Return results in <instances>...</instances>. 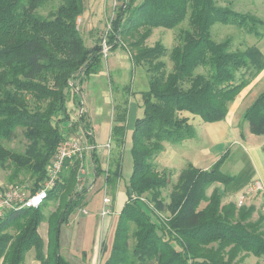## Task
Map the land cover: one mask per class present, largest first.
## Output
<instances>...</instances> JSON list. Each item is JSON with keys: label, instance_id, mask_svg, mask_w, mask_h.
Here are the masks:
<instances>
[{"label": "trees", "instance_id": "trees-1", "mask_svg": "<svg viewBox=\"0 0 264 264\" xmlns=\"http://www.w3.org/2000/svg\"><path fill=\"white\" fill-rule=\"evenodd\" d=\"M119 1L106 45L112 51L127 49L134 67L145 66L149 88L141 92L143 116L136 119L131 136L134 167L128 200L119 213L110 255L102 264H239L237 259L249 254L264 258V215L255 206L223 203L251 181L254 171L247 156L238 174L222 171L230 151L206 170L189 163L173 185L169 203L163 190L170 175L155 164L166 142L179 144L196 136L183 113L207 123L224 120L240 92L264 69L260 48L233 50L231 38L213 39L212 27L236 25L263 39L264 20L220 6L219 0ZM47 8L46 15L41 13ZM84 11V0H0V166L11 168V185H22L16 180L26 172L35 191L60 142L79 129L95 145L83 86L104 70V46L102 39L93 47L86 45L78 26ZM185 21L188 27L179 30L170 51L161 41L146 45L155 29L175 30ZM165 57L172 63L169 72ZM110 85L114 89L113 79ZM123 89L126 94L113 107L111 138L116 148L111 151V169L102 171L99 154L91 151L95 174H104L113 190L122 176L133 96L129 85ZM69 102L83 109L77 121L71 118ZM242 119L252 134L264 135V91ZM18 129L29 142L24 152L4 143ZM79 165L78 160L65 163L42 206L12 210L0 219V264H24L32 249L40 264H70L61 254V233L88 193L87 188L76 191ZM145 195L153 211L142 200ZM52 201L60 206L47 218L46 242L39 229L45 221L44 209ZM166 211L168 218L155 213Z\"/></svg>", "mask_w": 264, "mask_h": 264}, {"label": "rangeland", "instance_id": "rangeland-1", "mask_svg": "<svg viewBox=\"0 0 264 264\" xmlns=\"http://www.w3.org/2000/svg\"><path fill=\"white\" fill-rule=\"evenodd\" d=\"M142 1V0H139ZM85 3V11L82 16L78 19V26L79 29L85 39L86 45L88 47H93L98 40H103L104 50L106 51V56H104V69L108 67L109 63L112 65L114 61V55L119 53L123 55L126 59L123 62H127L125 67L128 70H120V71H112V76L115 79L114 84L118 86V88L112 89L110 99L112 100V104L114 105L115 102H120L123 96L126 94L123 87L129 85L131 87L130 90L133 91V96L129 99V116L128 120L130 121V127L127 126V141L125 143L124 151H123V158H122V176L120 178L119 185L115 190H113L108 184H106L105 175L102 174L97 176L95 174L94 168L92 167L93 163L91 160V151H84V159L83 162L85 164V175H79V170L76 176V191H81L84 188H87L89 192V200L92 201L89 203L84 201V204L75 211L67 224L62 227L61 233V254L65 256V258H70V262L72 264H88L86 262L87 254H81L82 249L85 247L82 245L83 240L87 235L84 231H81L79 228V221L80 218L85 219V222L90 214L95 213L98 214L101 211L103 206V198L105 196V192L107 196L112 197L113 203L112 206L115 207L117 203V207L121 211L123 206L128 200V192L127 189L129 187L130 177L133 172V158L131 154V136L135 126V121L138 118L143 116V100L141 96V92L147 91L149 88V78L146 72V67L136 68L133 66L131 53L127 49L118 48L115 51L109 50V47L106 45L105 40L108 37V31L110 30V24L112 19L114 18V9L120 5L119 0H84ZM218 5L220 6H231L235 11L241 13H252L260 17L264 20V0H219ZM49 8L42 10L41 13L47 14ZM188 27V23L185 21L183 22L178 29L169 30L165 28H158L153 31L152 36L146 41L147 46H154L157 41H161L165 47L170 51L178 42V32L180 29H184ZM261 31L264 33V28H261ZM212 36L213 39L217 42L223 41L226 38L232 39V48L244 50L249 46H257L264 52V38L259 39L254 35L247 34L244 29L240 28L236 25H225L222 23H216L212 27ZM113 58V59H112ZM167 64V71L172 70V63L169 60V57H165L163 59ZM119 69V68H116ZM120 82H122L120 84ZM120 87V88H119ZM80 106L78 104H72V102L68 103V109L71 113V118H74L75 113ZM184 116L191 118V124L202 134V129L205 128L206 124H210L204 122L200 117L193 116L189 113H183ZM202 125V126H201ZM204 138L200 136H196L190 140L179 144H171L166 142L165 150L160 153L157 157H155V164L159 171L167 172L170 175V183L169 185L163 190V199L166 203L170 202V194L173 188V185L176 183L179 174L183 169L187 167L189 163H194L197 166H204L212 162L214 153L218 151V148H214L209 152L210 154L208 157H203L199 151L202 148L209 147ZM5 145L8 148H11L15 151L24 152L28 147L29 142L23 135V130L18 129L16 131V135L10 141H4ZM116 148V147H115ZM113 149H111L112 151ZM116 151V149H115ZM230 151V156L227 161L224 163L222 167V171L228 174H236L238 169L235 167V159L241 155L240 151L235 150L234 146H227L220 151L219 154H224L225 152ZM122 154V153H121ZM204 155V154H203ZM221 155V156H222ZM101 157V167L102 171L106 172L107 170L111 169V162H112V153L107 156L103 154ZM76 160V159H75ZM215 162L217 159H213ZM74 161V160H72ZM79 161V160H78ZM80 162V161H79ZM12 173L11 168H2L0 166V191L6 189L8 186L11 185L9 177ZM99 177V180L95 178ZM24 185H27L28 188L33 186V180L30 178L28 173H23L19 177V180ZM105 187L106 191H105ZM220 189L223 190V186L219 185ZM93 188V189H92ZM92 189V190H91ZM210 189L208 190V193ZM237 196H226L223 199V203L226 204L228 201H237ZM87 198V195L85 199ZM146 205L153 211V205L149 201L147 195L144 196ZM59 202H50L46 209H44L45 213V221L42 222L39 232L43 237L44 241L47 242L48 240V222L47 218L49 217L50 213L56 211L59 208ZM116 208V207H115ZM84 210L87 213H84ZM92 212V213H91ZM158 217L161 218H168L170 213L166 212H155ZM114 209L109 216L102 217L99 215L97 218H100L98 221L96 231L94 233L97 244H99L100 250H98L99 255L102 253L103 249L107 248L110 244L115 224H114ZM79 217V218H77ZM106 218L108 220H106ZM257 219L254 216V220ZM79 220V221H78ZM84 222V223H85ZM86 224V223H85ZM86 226V225H85ZM79 229V230H78ZM84 232L83 233H80ZM77 235L76 243L73 240V235ZM114 238V237H113ZM96 240H94L96 244ZM133 241V240H132ZM131 241V242H132ZM75 243V244H73ZM79 249V255L72 254V250ZM75 251V250H74ZM85 253V251H83ZM74 253V252H73ZM83 263H82V262ZM239 264H264V258H258L254 255H246L241 260H238ZM69 262V263H70ZM103 262H101L102 264ZM24 264H40L39 261L35 259V251L32 249L26 255Z\"/></svg>", "mask_w": 264, "mask_h": 264}, {"label": "crops", "instance_id": "crops-1", "mask_svg": "<svg viewBox=\"0 0 264 264\" xmlns=\"http://www.w3.org/2000/svg\"><path fill=\"white\" fill-rule=\"evenodd\" d=\"M113 58H114V61L112 62V65H110L109 63L108 67H106V70L104 69L99 74L93 76L92 80L83 86L84 107L92 121L93 136H94V141H95L94 143L96 146V152L99 154V156L107 153V150L102 148V146L105 145V143L111 137L112 127L114 125V121H113L114 105L112 104V100L110 99L111 92L113 91L112 86L110 85V79H113V82H115V79L112 76V71L114 70L115 72V71H120V70H126V71L128 70V68L125 67V64H127V62H123V60L126 59L123 55L116 53ZM116 68H119V69H116ZM121 83L122 82H120V84ZM263 91H264V69L258 75H256L251 80L249 85L246 86L240 92V94L237 96L235 101L230 105L228 115L224 120L206 124L205 128L202 129V134L199 133V131H197L196 128L195 129H196L197 136L204 138L206 141H208L207 143L209 144V147L202 148L199 151V153H201L203 157H208L211 154L209 150L211 151L214 148H218V151L214 153V156H213V159H217L218 161L224 155V154L223 155L219 154L222 148L224 149L225 147L230 146V145L234 146L235 150L241 152V155L235 159V164H234L235 167L240 172L245 166L244 158L245 156H247L248 160L250 161L253 167V171H254L251 181L258 180L264 186V135L258 136V135L252 134L250 132V128L248 124L245 123L242 119L245 111L253 104V102L258 98V96ZM191 119L192 117L190 118V122H191ZM127 126L130 127L129 120H128ZM114 147H115V144L113 145V148ZM165 148H166V145H165ZM213 159L211 160L212 162L205 164L202 167L197 166L192 162L191 164H193L197 168L206 170V169L211 168L217 162V161L215 162V160ZM92 167L94 168V165ZM239 172H237L236 174H238ZM95 179L99 180L100 178L96 177ZM219 185L220 184H216L214 187L216 186L219 187ZM212 190H213V187L210 188L209 192L211 193ZM241 191H239V193ZM89 192L90 190L88 191L87 198L85 199L87 203L88 201L89 203L92 201V199H90L91 201L89 200V197H88ZM231 196H236V194L231 195ZM116 205H115L116 208L112 206V209H114V213H115L113 217L114 224H115L114 229H116V225H117L118 217L120 213V210ZM102 209H103V206H102ZM101 211H99L98 214L91 212L92 214L89 215L86 222H85V219L81 220L80 218V221L78 220L80 224L77 226H79V228H81L80 230L84 231L85 234L87 235V237H85V240H83L84 242H82V245L85 248L82 249L81 254H87L86 262L88 264H101V262H104L109 257L110 252H111L115 230L113 232V235H112V238H111V241L108 247L106 249L104 248L100 255L98 252V250H100V247H99V244H97V240H96L94 233L96 231L98 221L100 220V218H97V217L101 215ZM73 214H75V212ZM108 217L111 218L110 216ZM255 217L257 218V215ZM108 219L106 218V220ZM81 231L79 232L84 234V232H81ZM76 239H77V235L74 234L72 241L76 243ZM94 240H96V244ZM74 250H72L71 253L75 254L76 256L79 255L78 254L80 253V251H78L79 249H77L76 247V249ZM83 251H85V253ZM66 259L69 262L71 261L70 258H68V256ZM70 264H72V262H70Z\"/></svg>", "mask_w": 264, "mask_h": 264}, {"label": "built area", "instance_id": "built-area-1", "mask_svg": "<svg viewBox=\"0 0 264 264\" xmlns=\"http://www.w3.org/2000/svg\"><path fill=\"white\" fill-rule=\"evenodd\" d=\"M104 56L106 51L103 50ZM83 109L77 110V115L72 118L77 121L82 114ZM114 142L110 137L109 140L102 146L107 150L106 155L109 156L111 149H113ZM96 149L95 145L89 144L86 134L79 129L75 134L65 136L58 145L57 151L50 163L46 167V176L41 185L32 191L31 187L27 185L17 184L10 185L6 189L0 191V219H2L7 212L12 210H19L23 208H38L44 204L48 199L49 191L55 188L60 175L65 167L67 161L79 160V175H85L84 151H92ZM108 171V170H107ZM105 187V191H106ZM145 201V198L142 199ZM113 199L110 196L103 198V209L101 216L106 217L112 213ZM238 208L255 206L258 214L264 215V186L258 180L251 181L237 196L235 201ZM84 213H87L84 210Z\"/></svg>", "mask_w": 264, "mask_h": 264}, {"label": "water", "instance_id": "water-1", "mask_svg": "<svg viewBox=\"0 0 264 264\" xmlns=\"http://www.w3.org/2000/svg\"><path fill=\"white\" fill-rule=\"evenodd\" d=\"M130 193L132 194V190L130 189Z\"/></svg>", "mask_w": 264, "mask_h": 264}]
</instances>
